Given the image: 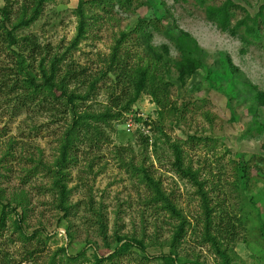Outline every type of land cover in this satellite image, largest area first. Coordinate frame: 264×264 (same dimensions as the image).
<instances>
[{"label": "rangeland", "instance_id": "374dc122", "mask_svg": "<svg viewBox=\"0 0 264 264\" xmlns=\"http://www.w3.org/2000/svg\"><path fill=\"white\" fill-rule=\"evenodd\" d=\"M30 1L10 0L12 20ZM78 2L48 0L34 22L17 30L18 36L33 37L46 49L47 69L49 60L60 55V69L69 63L77 71L84 69L85 83L71 84L68 91L87 96L72 107L51 102L19 106V90L10 88L16 50L0 44V212L7 204L0 264H94V256L112 252L116 236L132 246L101 264H162L161 257L169 253L184 264H222L204 237L206 205L213 223L235 225L234 240L221 246L227 264H264V106L253 105L252 91L237 84L227 64L229 57L244 79L264 91V42L244 43L238 35L222 32L196 0H130L124 5L90 0L83 4L88 22L84 37L70 48ZM232 2L239 7L233 9L236 19L254 16L264 0ZM146 18L160 29L153 32L152 44L168 45L174 58L178 52L169 32L176 28L194 37L202 49V67L184 82L174 69L162 73L170 85L167 108L143 93L124 110L125 91L114 85L111 74L99 78L92 92L86 81L107 69L122 32L128 35L120 52H129L130 63L138 61L141 48L133 30ZM39 60L31 64L36 72ZM77 117L100 128L105 138L96 146L81 139L69 150L72 161L64 182L72 207L64 216L45 169L53 168L62 134ZM130 117L133 126L127 131ZM254 121L263 127L260 131ZM174 144L181 151V166L196 173L195 182L177 170ZM132 167L145 169L179 217L151 200L144 174ZM181 223L182 236L174 242Z\"/></svg>", "mask_w": 264, "mask_h": 264}, {"label": "trees", "instance_id": "16d2710c", "mask_svg": "<svg viewBox=\"0 0 264 264\" xmlns=\"http://www.w3.org/2000/svg\"><path fill=\"white\" fill-rule=\"evenodd\" d=\"M46 1L48 0H32L30 1V5L23 4L19 14L12 20L13 11L10 0H5V4L0 6V44H4L9 49L14 48L16 50V52L12 50L14 55H16V66L15 72H13L12 75L13 79L10 88L19 90V106H27L31 103L51 102L70 108V106L72 107L75 104L76 99H84L87 96V93L81 96L72 91H68L70 90L69 86L71 84L85 83L87 76H85L84 69L77 71L70 63L60 69L59 63L63 55L57 57L53 56L52 59L49 60V69H47L44 66L46 56L42 55L44 51V54H47L46 49H42L39 42L33 37H20L17 35V30L29 26L38 18L42 12L43 4ZM86 1L90 2V0H79L78 2L76 13L78 16L77 32L70 48H73L84 37L86 32L88 22L87 15L83 10V4ZM118 1L123 5L124 3H130V0ZM196 1L203 6L207 20L214 23L222 32H227L231 36L238 35L244 43H250L251 39L256 42H264V30L260 28V26L264 28V3L259 6L254 16L245 14L242 18L235 19V12L233 9L239 7L234 4L232 0H224L220 4H208L206 0ZM233 19H235L234 23H232ZM240 29H242L241 34L239 33ZM154 31H160L158 24L156 21H150L148 18L138 22L135 26L133 30L136 34L135 42L137 45H140L141 48V52L137 55L138 61L135 63H130L128 61V51L123 53L120 52V45L128 35L122 32L112 48L107 69L105 71H100L99 75L93 77L92 80L86 81L88 89L90 90L89 92L94 91L99 78L111 74L114 85L119 86L122 92L125 91V94L123 93L125 98L124 110L133 105L143 93H148L153 99V102L159 107L167 108L170 106V85L163 81L162 73H169L171 69H174L179 81L184 82L186 78L192 76L202 67V62L200 60L202 49L195 38L188 32L175 28L172 33L169 32L170 39L178 52V58H174L170 55L168 45L162 44L160 46H155L152 44ZM141 53H143V55ZM26 56L29 57V59ZM39 56L38 69L40 74L31 68V64H33L34 60ZM227 64L237 84L241 85L242 88L245 87L252 91L253 105L264 106V91L259 90L256 85L244 79L243 73L233 64L229 57L227 58ZM82 77H84V80ZM3 85H5V83H3ZM173 108H175V105ZM85 119L86 118L81 117L78 119L77 117L67 126L62 134L59 156L53 168L47 167L45 169L52 179L51 189H53L58 196L56 199V206L64 216L70 213L72 207V205L68 203L69 190L64 182L66 178L65 169L67 168V164L72 161L69 150L72 148L75 141L86 139L89 140V145L94 142L93 145L96 146V141L102 142L105 138L103 137L104 132L100 128ZM254 123L259 131L263 128L258 122L254 121ZM144 140L147 141V138ZM173 147L176 154L175 165L177 170L182 176L188 177L195 182L196 173L181 166L180 148L176 144H174ZM43 166L44 168L46 167L45 165ZM133 171L139 172L140 175L144 174V179L152 194L151 200L155 203L160 202L161 207L172 215L176 217L180 216L173 203L161 190L159 184L146 174L143 167L136 168V170L134 169ZM6 207L7 204L3 206L0 212V227L4 224V212ZM210 209L211 208L207 205L204 208V237L212 243L216 253L222 259V264H227L228 256L225 249H222L221 246L224 240H234L235 225L230 221L222 222V220L213 223ZM98 223L99 230L105 235L104 231L106 226L100 217ZM17 227L20 228L19 226ZM183 230L184 224L181 223L173 237L174 242L179 240ZM210 230H212L213 233H210ZM138 244L140 246V242H138ZM131 246V241L116 236L115 247L112 252L106 257L94 256V264H101L103 261L111 260L129 250ZM161 258L162 264H184L178 261L172 253L164 255Z\"/></svg>", "mask_w": 264, "mask_h": 264}, {"label": "built area", "instance_id": "2783aa9c", "mask_svg": "<svg viewBox=\"0 0 264 264\" xmlns=\"http://www.w3.org/2000/svg\"><path fill=\"white\" fill-rule=\"evenodd\" d=\"M132 123V117H130V119L128 120V122L126 123V128H127V131H130L133 124ZM64 237H66L65 233H64Z\"/></svg>", "mask_w": 264, "mask_h": 264}]
</instances>
